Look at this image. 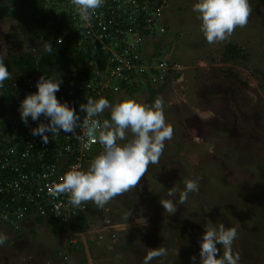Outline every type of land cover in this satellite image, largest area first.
<instances>
[{"label": "rangeland", "instance_id": "1", "mask_svg": "<svg viewBox=\"0 0 264 264\" xmlns=\"http://www.w3.org/2000/svg\"><path fill=\"white\" fill-rule=\"evenodd\" d=\"M194 2L170 0L165 8L169 35L161 57L185 69L174 67L178 75L164 87H153L158 92L150 104L162 98L165 122L173 129L159 163L148 166L138 187L99 208L101 215L89 218L95 225L80 235L70 227L52 232L34 220H25L28 231L20 235L0 225V233L8 237L0 245V264H62L57 252L70 249L74 239L78 249L70 258L72 264H142L148 249L159 246L168 255L151 264H199V240L208 223L237 229L232 252L239 254V264H264V0H248L247 24L211 44L200 31ZM20 20V13L0 19L1 55L9 46L20 52L29 48L30 36L17 29ZM230 42L242 47L246 59L223 61ZM228 69L236 79L224 75ZM116 83L110 80V85ZM140 83L132 94L121 92L109 102L130 97L146 103L150 89ZM108 112L105 109L101 116ZM186 179H198L199 191L189 193L185 204L169 214L160 198L171 187L182 191ZM107 219L112 227L105 229L104 239L93 241ZM217 248L222 255V247Z\"/></svg>", "mask_w": 264, "mask_h": 264}, {"label": "clouds", "instance_id": "2", "mask_svg": "<svg viewBox=\"0 0 264 264\" xmlns=\"http://www.w3.org/2000/svg\"><path fill=\"white\" fill-rule=\"evenodd\" d=\"M169 2L170 0L167 1V5ZM70 3L81 21L89 23L96 10L103 6L104 0H70ZM192 11L200 21V31L211 44L225 40L236 27L245 26L250 9L248 0H195ZM165 18L166 16L163 23L166 32L148 40L145 43L147 47L142 50V58L146 64L153 66L162 61L168 64L167 73L163 78L156 81L149 78L152 87L168 84V80L177 74L175 69L179 68L181 71L185 69L180 62L154 54V50H157L152 43L154 38L162 39L159 45L162 54L167 49L162 46L168 42L165 36L169 35L167 33L169 25ZM2 27L4 29L3 25ZM90 51L93 57L88 65H91V61L98 65L104 64L105 54L93 49ZM43 52L51 53L52 48L44 45ZM10 78L4 58L0 56V86ZM60 82L59 78L54 76L39 77L36 91L26 94L20 103L21 121L27 125L29 117L33 121L40 116L47 118V124L40 123L31 129V134L40 136L44 144L49 141L47 133H51L54 139L61 131L74 133L75 129L82 128L89 144L98 142L102 146V150L93 157L86 169L79 164H73L58 182L47 186V194L53 198L68 194L69 203L73 206L78 207L82 202L92 201L98 208H103L113 198L133 189L149 165L159 163L165 141L171 139L173 129L165 122L163 100L159 97L150 105L130 97H123L114 103H110L103 96L96 99L87 97V102L79 105L80 111L85 113L81 121L73 107L66 101L61 102L57 99L55 93L59 90ZM105 109L110 110V118L101 122L97 117ZM126 132L131 133L130 139H126ZM198 191V179H186L182 191L178 192L174 187L167 189L164 197L160 198V204L169 214L175 213L177 205L185 204L189 193ZM128 215L125 217L126 220ZM80 234L82 231L77 232V235ZM236 237L235 227H225L223 223L218 226H213L212 223L205 225V231L199 240V264H239V254L232 252ZM7 238L6 234L0 233V245H3ZM93 241L97 239L93 238ZM218 244L223 249L222 255L218 254ZM65 255L68 256L66 249L59 255L62 264H66L63 261ZM167 255L168 250L163 246L149 248L142 258V264H151L154 259ZM68 257L72 262L71 257ZM190 259L196 261L195 256Z\"/></svg>", "mask_w": 264, "mask_h": 264}, {"label": "built area", "instance_id": "3", "mask_svg": "<svg viewBox=\"0 0 264 264\" xmlns=\"http://www.w3.org/2000/svg\"><path fill=\"white\" fill-rule=\"evenodd\" d=\"M167 1L104 0L103 6L96 10L89 23L82 22L75 10L70 13V23L78 30V45L93 46V50L106 55L104 64L90 62L98 78L84 81L82 89L86 91L81 101L68 103L74 106L81 121L85 113L80 111L79 105L86 103L87 97L96 99L100 96H116L122 92L120 85L118 83L110 85V80L125 81L127 85H132L143 76L142 74L156 81L167 73V62L148 65L142 58V51L139 50V47L154 36L166 32L163 19ZM63 7L68 11L73 9L70 1L65 2ZM61 41L62 38L57 39L58 43ZM32 89L36 91V83L29 85L24 90V94L33 93ZM97 119L102 122L105 118L100 115ZM40 123L48 122H45L44 116H40L36 121L29 117L28 124L25 125L19 118V121L12 120L8 128L0 130V141L4 147L0 150V170L6 172L5 175L0 173L2 175H0V194L5 193L9 197L7 199L6 195H0V219L8 220L12 215L18 220L23 219L34 208L43 215L51 213L62 222H67L87 206L88 201L82 202L78 207L71 205L68 194L53 198L47 194V186L58 182L73 164H79L86 169L93 157L102 150V146L98 142L89 144L82 128L75 129L74 133L61 131L54 139L51 133H47L49 141L44 144L40 136L31 134V129ZM50 149L56 153L55 165H58L62 173L60 172L57 177L43 173L37 187L24 188L23 184L27 182V176L23 173L24 160L33 158L41 160ZM35 151L40 154L34 155ZM16 174L21 180L13 178ZM110 224L109 219L105 220L101 233L94 238L104 239L105 229L112 226ZM93 225L94 222L90 227ZM63 261L71 264L67 255L63 257Z\"/></svg>", "mask_w": 264, "mask_h": 264}, {"label": "trees", "instance_id": "4", "mask_svg": "<svg viewBox=\"0 0 264 264\" xmlns=\"http://www.w3.org/2000/svg\"><path fill=\"white\" fill-rule=\"evenodd\" d=\"M69 1L70 0H50V2L46 0H0V19L12 17L14 14L17 15L20 13L21 20L18 22L17 29L22 35L30 36L29 48L26 51L20 52L16 50V47L13 48L9 46L10 48H8L7 54H0V56H3L11 76L10 79L4 82L3 86H0V130H2V128H8L9 123L14 119L19 121V106L26 95L24 94V90L27 89L29 85L35 84L39 77L54 76L59 78L61 82L59 90L55 95L59 101H66L67 103L75 100L81 101L80 99L86 91L84 88L82 89L84 81H89L91 79L96 80V78H98L93 66L88 65L93 54H91L90 50L79 49L78 47V30H76L77 27L74 24L70 23V13L74 11V9H69L70 11H68L66 8L62 7L65 2L69 3ZM54 22H57L59 25L56 27H52V25L51 28H49V24ZM66 29L67 31L65 32ZM58 38H62L60 43H57ZM161 40L160 38H154V42H152L157 48V50H154L156 56L162 55V52L159 51ZM45 41H49L48 46L52 48L51 53L43 52V46L46 45ZM34 45H38L39 49L35 51L34 48H32ZM144 47L146 48L147 45L145 44L139 47V50L142 51ZM224 50L225 56L223 61L225 62H234L236 59H246V56L242 54V47L235 42L227 44ZM142 75L143 76H141L138 81H134L132 85H127L125 81H118L117 83L120 85L123 94H132L136 91L135 89L141 85L140 81H144L150 89L146 104H150L156 97L158 90L152 87L149 76L145 74ZM224 75H228L232 79L237 78V74L231 72L229 69L224 71ZM167 78H169V76H167ZM243 85L246 86V83H243ZM160 87H164V83ZM32 91L34 92V89H32ZM105 98L109 100L111 96H106ZM71 107L74 106L71 105ZM105 115L108 119L110 118V112ZM44 119L45 122H48L47 118L44 117ZM2 148H4L3 143L0 141V150ZM33 153L36 155V153L39 152L35 151ZM55 156L56 153L54 150L50 149L41 160L38 158H33L32 160L25 159V170H23V173L27 176V182L23 184V187H37L43 173H52L54 177H57L61 171L58 165H55ZM0 173L2 175L6 174V172L1 170ZM13 178L20 179L18 174L14 175ZM43 180L44 178H42V181ZM138 186L139 181L134 188ZM0 195H6V198H9L5 193ZM32 210L34 209L32 208ZM32 210L24 217V224L25 220L28 222L34 220L39 222L40 225H46L52 232H64L65 228H67L65 224H61L60 221L51 215L48 217L31 216ZM101 213V210L92 201H88L86 210L75 215V219L71 222L70 228L74 232L88 230L90 224L93 222H91L89 218L101 215ZM24 224L21 225V222L13 215L10 216L8 220L0 219L1 227L9 228L13 231V234L20 235L23 231H28V227L25 228ZM28 226L30 225L28 224ZM69 246L70 249H67V252L68 256L72 258L78 246L71 243ZM82 263L86 264L84 262Z\"/></svg>", "mask_w": 264, "mask_h": 264}, {"label": "bare ground", "instance_id": "5", "mask_svg": "<svg viewBox=\"0 0 264 264\" xmlns=\"http://www.w3.org/2000/svg\"><path fill=\"white\" fill-rule=\"evenodd\" d=\"M103 118H105V119H108L107 117H105V116H102ZM84 168V167H83ZM52 174V173H51ZM53 175V174H52ZM87 205H88V203H87ZM19 207V206H18ZM86 208H87V206H86ZM86 208L84 209V210H82L83 212L86 210ZM34 209V208H33ZM31 211V210H30ZM82 211H79V212H82ZM78 212V213H79ZM77 213V214H78ZM77 214H75V215H77ZM49 215H51L52 217H54V218H56L55 216H53L51 213H49V214H45V215H43V214H41L40 212H38V211H35V210H32V212H31V216H44V217H48ZM75 215L74 216H72L70 219H69V221H67V222H62L59 218H56L58 221H60V223L61 224H65V227H70V224H71V222L75 219ZM19 222H21V225L22 224H24V218L23 219H19L18 220ZM109 227H112V226H109ZM114 234V233H113ZM112 236V235H111ZM112 237H115V236H112ZM75 240V239H74ZM70 243L71 244H75V245H77L78 246V242H77V240H75V242H72V240H70ZM60 253H62V251H60V252H58V254H57V257H58V259H59V255H60ZM71 264H72V262H71Z\"/></svg>", "mask_w": 264, "mask_h": 264}]
</instances>
